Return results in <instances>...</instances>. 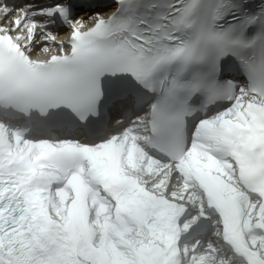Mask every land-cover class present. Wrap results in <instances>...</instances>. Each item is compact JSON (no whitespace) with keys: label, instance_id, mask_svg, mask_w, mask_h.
<instances>
[{"label":"snow or ice","instance_id":"obj_1","mask_svg":"<svg viewBox=\"0 0 264 264\" xmlns=\"http://www.w3.org/2000/svg\"><path fill=\"white\" fill-rule=\"evenodd\" d=\"M0 264H264V0H0Z\"/></svg>","mask_w":264,"mask_h":264}]
</instances>
